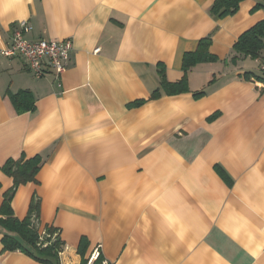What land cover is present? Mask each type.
<instances>
[{
  "label": "crops",
  "instance_id": "obj_1",
  "mask_svg": "<svg viewBox=\"0 0 264 264\" xmlns=\"http://www.w3.org/2000/svg\"><path fill=\"white\" fill-rule=\"evenodd\" d=\"M215 1L0 0V52L22 21L30 41H73L60 88L24 57L0 55V264H82L98 246L111 264H264V50L234 51L264 1L224 19ZM206 38L214 61L167 93L161 78L179 83ZM22 91L34 107L18 113L11 96ZM36 156L37 182L5 203L4 166ZM36 201L42 246L60 243L47 262L3 241L37 255L5 227Z\"/></svg>",
  "mask_w": 264,
  "mask_h": 264
},
{
  "label": "trees",
  "instance_id": "obj_2",
  "mask_svg": "<svg viewBox=\"0 0 264 264\" xmlns=\"http://www.w3.org/2000/svg\"><path fill=\"white\" fill-rule=\"evenodd\" d=\"M245 0H216L212 7V15L224 19L226 17L234 15ZM264 1V0H262ZM257 8H264V5L259 4ZM211 46V39L206 38L199 42L198 49L195 53H189L184 56L183 59V79L176 84L168 83L164 77L161 78V85L167 93H180L187 90V72L191 70L194 66L199 63L214 61V56L210 53L209 48ZM264 50V20L253 27L248 32L244 33L238 43L234 47V51L244 57H250L251 59H257L260 57L261 52ZM236 59V58H235ZM155 92L154 96L158 95ZM204 94L203 92L195 94V96H200ZM153 96V97H154ZM12 102L16 107L18 113H24L30 111L34 107V101L31 94L27 91L19 92L16 95L11 96ZM143 100L134 103V106L142 105ZM41 159L36 156L19 163L9 162L7 163L3 171L14 180V188L9 192L8 199L9 202L11 195L15 192L16 188L20 185H25L28 183H36L37 175L41 169ZM39 215V202H33L30 208V214L25 220L18 221L16 219L5 220V227L13 233H17L21 239H23L27 244L35 249L37 255L30 252V249L22 245L18 240L10 236H6L3 241L5 242L6 248L9 250L22 249L24 252H28L33 255L39 261H48L46 256H57V250L59 248V241L56 240L52 242L47 247H43L40 244L39 235L32 225V219H38ZM47 233H52L48 229ZM84 246V242L81 244V249ZM82 264H87L84 261Z\"/></svg>",
  "mask_w": 264,
  "mask_h": 264
},
{
  "label": "built area",
  "instance_id": "obj_3",
  "mask_svg": "<svg viewBox=\"0 0 264 264\" xmlns=\"http://www.w3.org/2000/svg\"><path fill=\"white\" fill-rule=\"evenodd\" d=\"M32 31V26L27 21L20 22L18 28L12 35V44L0 52L4 57L22 56L28 62L29 69L37 78L45 77L48 73H52L55 78L56 85L62 86L61 78L67 71V63L70 53L73 50L72 39L63 41H49L40 39L30 41L25 38ZM99 50H96L98 53ZM261 79L258 85L264 89V63L259 67ZM43 236L40 244H43ZM68 250L65 248L64 251ZM63 252L60 253L62 256ZM87 264H111L102 256L101 246H98L90 255Z\"/></svg>",
  "mask_w": 264,
  "mask_h": 264
}]
</instances>
